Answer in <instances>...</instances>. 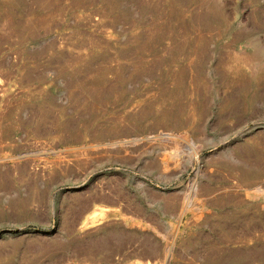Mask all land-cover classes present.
Listing matches in <instances>:
<instances>
[{
	"label": "rangeland",
	"instance_id": "obj_1",
	"mask_svg": "<svg viewBox=\"0 0 264 264\" xmlns=\"http://www.w3.org/2000/svg\"><path fill=\"white\" fill-rule=\"evenodd\" d=\"M0 264H264V0H0Z\"/></svg>",
	"mask_w": 264,
	"mask_h": 264
}]
</instances>
